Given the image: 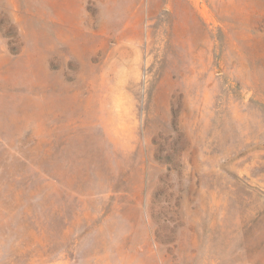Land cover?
Masks as SVG:
<instances>
[{
	"label": "rangeland",
	"instance_id": "rangeland-1",
	"mask_svg": "<svg viewBox=\"0 0 264 264\" xmlns=\"http://www.w3.org/2000/svg\"><path fill=\"white\" fill-rule=\"evenodd\" d=\"M0 264H264V0H0Z\"/></svg>",
	"mask_w": 264,
	"mask_h": 264
},
{
	"label": "bare ground",
	"instance_id": "bare-ground-1",
	"mask_svg": "<svg viewBox=\"0 0 264 264\" xmlns=\"http://www.w3.org/2000/svg\"><path fill=\"white\" fill-rule=\"evenodd\" d=\"M89 58H90V57H89ZM54 68H55V67H54ZM80 69H81V68H80ZM81 72H82V71H81ZM91 73H92V72H91ZM93 74H94V73H93ZM125 77H126V76H125ZM124 80H126V79H124ZM82 83H83V82H82ZM90 83H91V82H90ZM109 83H110V82H109ZM83 84H84V83H83ZM80 85H81V84H80ZM89 86H90V85H89ZM89 86H88V87H89Z\"/></svg>",
	"mask_w": 264,
	"mask_h": 264
}]
</instances>
